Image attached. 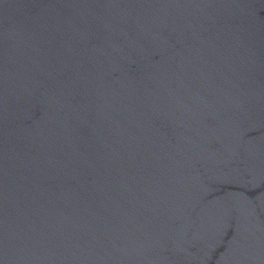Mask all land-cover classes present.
<instances>
[{
	"label": "water",
	"instance_id": "1",
	"mask_svg": "<svg viewBox=\"0 0 264 264\" xmlns=\"http://www.w3.org/2000/svg\"><path fill=\"white\" fill-rule=\"evenodd\" d=\"M0 264H264V0H0Z\"/></svg>",
	"mask_w": 264,
	"mask_h": 264
}]
</instances>
